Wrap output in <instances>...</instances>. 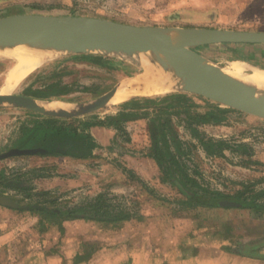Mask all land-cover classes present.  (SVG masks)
I'll list each match as a JSON object with an SVG mask.
<instances>
[{"label": "rangeland", "instance_id": "obj_1", "mask_svg": "<svg viewBox=\"0 0 264 264\" xmlns=\"http://www.w3.org/2000/svg\"><path fill=\"white\" fill-rule=\"evenodd\" d=\"M19 13L91 16L139 26L264 31V0H0V17ZM196 50L222 67L239 59L250 67L264 69L260 67L264 66V44L219 43ZM75 55L65 52L45 63L22 78L13 94L30 97L37 104L72 107L91 103L126 84L119 99L111 105L77 117H60L79 124L81 119L94 115L114 114L121 109V103L131 98L182 93L189 100L179 105V109L188 107L190 113L203 114L216 110L226 117L217 124L198 125L202 133L226 140L235 148L240 144L250 148L249 154L243 148L240 151L228 148L222 156H209L187 129L185 113L175 114L174 109H169V117L184 143L185 153L180 160L190 175L201 186L229 197L243 190L246 183H255L256 190L264 188V117L181 88L161 93H134L140 78L149 77L150 66L156 65H140L134 55H108L101 64ZM9 61L0 57V93ZM58 79L73 84L78 90L47 99L23 93L30 84L41 86ZM83 86L88 89L81 90ZM159 107L149 109L151 116L159 112ZM47 116L14 103L1 104L0 153L15 147L23 123L33 124ZM137 120L125 123L122 132L104 126L102 130H95L93 135L99 147L89 158L35 154L0 160V170L22 173L24 186L34 188L30 196L14 189L4 193L24 206L0 205L6 207L0 209L7 211L3 214L0 210V228L5 229L0 232L11 242L8 264H15L13 260L18 255L33 259L52 256L62 264H195L196 261L199 264L208 261H213L210 264L215 261V264H264V213L258 215L247 208L209 207L188 202L173 182L174 176L166 178L152 156L150 118ZM98 198L101 214H129L130 218L119 222L65 220L26 207L50 201L63 209ZM255 243L263 244L252 249ZM147 250L151 252L146 254L145 261ZM255 253L259 256L247 255Z\"/></svg>", "mask_w": 264, "mask_h": 264}, {"label": "water", "instance_id": "obj_2", "mask_svg": "<svg viewBox=\"0 0 264 264\" xmlns=\"http://www.w3.org/2000/svg\"><path fill=\"white\" fill-rule=\"evenodd\" d=\"M17 41L61 47L75 54L130 55L138 53L161 55L183 78L181 88L244 112L264 117V91L243 83L225 73L222 66L197 51L200 46L219 43L264 44V31L211 27L139 26L110 19L76 16L19 13L0 17V44ZM117 87L83 110L52 111L19 94H0V105L17 106L56 117H77L105 108ZM43 148L14 147L0 153V160L21 155L46 153ZM221 207H239L237 201H216ZM0 205L19 208L11 195L0 193Z\"/></svg>", "mask_w": 264, "mask_h": 264}, {"label": "trees", "instance_id": "obj_3", "mask_svg": "<svg viewBox=\"0 0 264 264\" xmlns=\"http://www.w3.org/2000/svg\"><path fill=\"white\" fill-rule=\"evenodd\" d=\"M75 56L97 64H101L105 58H108V56L104 55L85 53L76 54ZM260 67L264 68V66ZM86 89L88 87L83 86L81 90L85 91ZM77 90L73 87V84L64 83L61 79H58L41 86H35L34 83L30 84L23 90V93L36 99H47L64 97ZM188 100L189 97L184 96L182 93L168 94L164 97H135L121 103V109L114 114L104 117L94 115L87 119H81L79 124H73L60 117L49 115L33 124L23 123L20 127L15 147L46 149V153H39L41 155L89 158L94 155L95 149L99 147V143L91 132L92 127H113L118 132H122L126 122L140 118H150L149 131L152 138V156L166 178L171 179L174 176L172 178L173 182L176 183L180 192L187 197L188 202L209 207H221L216 201L229 199L239 202L240 208L251 209L258 215L263 214L264 188L256 190L255 183H246L243 190L229 197L219 191H211L201 186L197 179L190 175L185 164L180 160V156L185 153L184 143L169 117V109H174L173 113L175 114L185 113L183 118L187 129L193 137L198 139L209 156H222L228 148H232L235 151H240L243 148V152L250 153V148L246 144L237 145V148H235L226 140L207 137L202 133L198 125L203 123L217 124L225 120L226 117L223 113L216 110L206 111L203 114L190 113V110L186 109L188 107L183 108V110L179 109V105ZM162 105H164L163 109ZM157 107H159V112L151 116L149 109ZM172 146H174L175 150ZM22 175V173L9 174L5 170H0V193H8L9 189H14L25 191L30 196L31 190L34 188L31 185L24 186ZM99 201L100 198L93 199L86 203L63 209L53 206L50 201H47L48 203H31L26 205V207L29 210L39 211L49 216L63 217L65 220L87 219L119 222L130 218L129 214L111 216L104 215L106 213L101 214L99 211L102 204ZM23 207V205H20L19 208ZM261 244L263 243L253 244L252 249H256ZM247 255L251 257L259 256L257 253Z\"/></svg>", "mask_w": 264, "mask_h": 264}, {"label": "bare ground", "instance_id": "obj_4", "mask_svg": "<svg viewBox=\"0 0 264 264\" xmlns=\"http://www.w3.org/2000/svg\"><path fill=\"white\" fill-rule=\"evenodd\" d=\"M65 52L71 53L70 50L62 49L61 47L23 41H17L13 44H0V57L10 60V66L4 74V86L0 94H13V91L17 88L22 78L36 71L45 63L65 54ZM133 55L140 65L145 64L150 66L151 64H156L150 66L149 77L140 78L134 93L142 95L170 92L173 89L183 88L186 85L183 78L177 75L178 73L175 68L167 63L161 55L148 53H138V57H136L135 54ZM223 70L237 80L264 91V69L250 67L244 61L235 59L230 61L227 66L223 67ZM130 85L131 84H129V86ZM125 87L126 84L117 87L116 93L107 104L108 106L119 99L121 92L126 89ZM34 103L37 104L36 101H34ZM38 103L44 108L52 111L83 110V106L88 104L84 103L72 106V108L58 103H52L50 105L47 103L45 104V102Z\"/></svg>", "mask_w": 264, "mask_h": 264}, {"label": "crops", "instance_id": "obj_5", "mask_svg": "<svg viewBox=\"0 0 264 264\" xmlns=\"http://www.w3.org/2000/svg\"><path fill=\"white\" fill-rule=\"evenodd\" d=\"M138 120H132V121H128L126 122L127 124H130L131 122H136ZM103 127L101 126H94L91 128V132L92 134H94L95 130H102ZM0 208H6V207H0ZM1 212L3 214L7 213V211H5L4 209H0ZM2 225V223H1ZM4 226H8V224L4 225ZM1 230H3L4 228H0ZM5 230V229H4ZM10 239H7V237L2 234L0 232V264H8L7 256L9 255V248L8 246L11 245V242H8ZM17 246V245H16ZM148 252H151V250H147L144 252L145 256H144V260L147 261V256L146 254ZM245 257H248L247 255H243ZM210 259V258H209ZM241 259V258H240ZM14 263L15 264H62L61 261L58 258L52 257V256H47L46 259H33L32 256L29 255H18V258H14ZM200 261H196L195 264H199ZM213 261H208L207 264L212 263ZM216 263V261L214 262V264ZM151 264V262H150ZM229 264H233L232 262Z\"/></svg>", "mask_w": 264, "mask_h": 264}]
</instances>
